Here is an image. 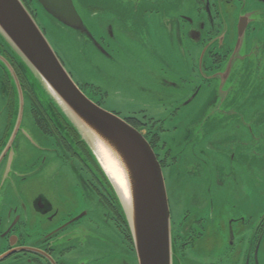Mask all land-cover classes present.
<instances>
[{
	"label": "flooded vegetation",
	"instance_id": "af4514ba",
	"mask_svg": "<svg viewBox=\"0 0 264 264\" xmlns=\"http://www.w3.org/2000/svg\"><path fill=\"white\" fill-rule=\"evenodd\" d=\"M185 1L189 10L175 12L172 0H78L77 4L73 0L88 33L67 27L104 60L132 59L133 51L147 52L155 57L160 53L169 54L167 47L178 36L185 51L188 50L186 54L197 62L191 70L197 83L194 96L175 110L159 107L134 111L125 109L127 107L121 100H117L119 109H108L145 132L162 166L166 184L178 160L168 147L167 138L179 133V122L183 119L177 117L179 109L190 104L201 89L213 93L209 105L215 104L214 98L216 100L221 94V103L225 106H241L240 110L232 112L235 114L234 127L238 131L249 132L250 126L256 122L264 123V87L260 89L254 85L264 82V0ZM23 2L37 20L35 5L40 6L37 0ZM80 7L90 18L99 19L98 26H103L101 32L89 26ZM128 16L133 19L131 23ZM253 58L257 61L255 64ZM162 61V68L152 70L160 76L169 75L173 65L167 57ZM235 65H240L238 73H234ZM254 65L255 68L251 69ZM91 66L98 68L94 63ZM253 74L258 77H252ZM15 79L19 86L14 83ZM238 81H241L239 87L245 91L236 100L238 84L229 82ZM80 83L79 87L86 88L89 98L99 106L111 103L115 92H108L91 79ZM168 83L171 87L176 86L173 82ZM163 92L170 98L169 90ZM0 102V264L9 260L6 264H139L130 231L109 181L77 132L55 106L51 103L44 105L36 98L19 65L1 43ZM28 120L33 121L43 135L52 137L53 142L51 147L44 149L45 161L39 172L33 175L22 172L16 165L23 159L21 156H25V135L19 139L18 136ZM61 163L76 176L85 198L103 210L101 217L94 215L98 210L96 207L70 213L68 207L77 203L68 187L64 191L67 194L65 201L59 197V189L53 198L36 191L30 195L25 193V184L38 178L43 168L54 166L56 170L59 165L62 169ZM10 176L11 181L8 180ZM175 176L179 177V173ZM213 178L212 172L206 176L210 195L190 196L180 223L175 227L172 222L176 252L180 253L185 264H193L195 259L207 264V256L223 248L216 241L215 248L210 240L206 241L209 229L211 236H216L220 230L217 227V232L214 231L209 224L211 209L215 206L211 190L213 187L217 189V183L221 184ZM167 191L171 209L172 194ZM30 218L37 225L36 232L27 225ZM244 223V218L229 219L231 238L225 247L231 248L234 244V225ZM256 238L264 239V215ZM259 248V244L252 247L244 264H259ZM197 252L196 257L194 253Z\"/></svg>",
	"mask_w": 264,
	"mask_h": 264
},
{
	"label": "rangeland",
	"instance_id": "374dc122",
	"mask_svg": "<svg viewBox=\"0 0 264 264\" xmlns=\"http://www.w3.org/2000/svg\"><path fill=\"white\" fill-rule=\"evenodd\" d=\"M74 2L77 4L78 0H74ZM172 4L175 12L178 9L189 10L185 0H172ZM35 9H37L36 21L38 25L74 81L81 84L80 82L83 83L84 79L86 81L91 79L105 87L108 92H115L111 103L103 107L104 109H119L117 100H121L123 106L127 107L125 109L134 111L152 110L159 107H163L165 110H172V108L175 110L185 100L194 96L197 83L191 70L197 62H194L186 54L188 50L185 51V45L178 36L174 37L167 47L170 50L169 54L160 53L155 57L147 52H142L146 53L143 55L141 52L133 51L134 58L132 59L117 57L115 61L104 60L101 55L86 45L82 38L50 17L37 4ZM79 9L89 26L101 32L103 26H98L97 20L99 19L90 18L82 10V7ZM130 18L129 22L131 23L133 19ZM165 57L173 65V71L169 75H157L158 73L152 69L162 68V58ZM253 62L255 64L257 61L253 58ZM93 63L98 68L92 67ZM254 68L255 65L251 69ZM233 69L234 73H238L240 65H235ZM21 70L33 94L45 105L46 96L38 80L31 73ZM257 75L253 74L252 77L257 78ZM16 80L14 83L19 86ZM168 82H173L176 86L171 87ZM240 82H229V84H238L235 89L236 100L245 91L239 87ZM260 83L254 85L260 86L261 89L264 87V82L262 85ZM81 87L86 95H90L86 88ZM17 89L20 92L21 88ZM165 89L169 90L170 98L163 92ZM212 96V92L201 89L190 104L181 106L177 115L179 119L183 118L179 122V133L167 138L172 154L178 157L166 184L173 199L170 209L171 221L177 227L183 218V212L189 203L190 196L201 198L205 194L210 195L206 176L212 172L214 181L218 179L221 184L217 183V189L213 187L211 190L215 206L211 209L212 215L210 216L212 217L209 219V224L214 231L217 232V227L220 230L216 236H211L209 229L206 241L210 240L214 248L217 245H221L223 248L220 252L213 251L211 256H207L209 258L207 264H244L252 253V247H255L256 244L260 246L259 264H264V239L256 238L258 225L264 215V123L257 124L256 122L250 126L249 132L238 131L234 127L233 117L235 114L232 112L240 110L241 106H225L221 103V94L216 100L214 98L215 104L209 105ZM160 101L163 102L160 103ZM26 122L18 136L19 139L25 135V156L22 155L23 159L16 165L22 172L33 175L39 172V167L45 161L44 149L51 147L53 142L52 137L43 135L33 121ZM46 160H49V155H46ZM61 166L62 169L57 165L56 170L54 166L43 168L44 171L38 178L25 184L23 187L25 193L30 195L36 191L53 198L59 189V197L61 196L65 201L67 194L64 191L68 187L77 203L76 206L68 207L70 213L96 207L98 210L94 215L101 217L103 210L85 198L76 176L66 165L61 163ZM57 170L59 171L57 172ZM217 170H221L219 175ZM178 173L179 177L175 176ZM11 178L10 176L8 180L11 181ZM234 218H244L245 223L239 226L234 225V244L231 248H227L225 245L231 238L229 219ZM32 220L30 218V223L27 225L30 230H35L37 225ZM215 241L217 245H215ZM197 255L198 252L194 253V256L197 257ZM177 256V264H185L180 253ZM198 263L196 259L193 262V264Z\"/></svg>",
	"mask_w": 264,
	"mask_h": 264
},
{
	"label": "water",
	"instance_id": "95a60500",
	"mask_svg": "<svg viewBox=\"0 0 264 264\" xmlns=\"http://www.w3.org/2000/svg\"><path fill=\"white\" fill-rule=\"evenodd\" d=\"M37 2L65 27L88 33L73 0ZM0 43L21 69L38 80L46 103L53 104L77 132L104 173L125 218L139 264H177L166 181L145 132L82 91L23 0H0ZM100 151L105 153L103 161ZM112 163L124 175L122 186L115 179Z\"/></svg>",
	"mask_w": 264,
	"mask_h": 264
},
{
	"label": "bare ground",
	"instance_id": "6f19581e",
	"mask_svg": "<svg viewBox=\"0 0 264 264\" xmlns=\"http://www.w3.org/2000/svg\"><path fill=\"white\" fill-rule=\"evenodd\" d=\"M104 155H105V153L104 152H99V154H98V156H99V158L101 159V161H103V157H104ZM113 167V174H114V176H115V179L118 181V183L119 184H121V186L122 185H124L125 184V178H123L124 177V175H121L120 174V171L118 172V170H117V168L115 167V165H114V163H112V166H111V168Z\"/></svg>",
	"mask_w": 264,
	"mask_h": 264
},
{
	"label": "trees",
	"instance_id": "16d2710c",
	"mask_svg": "<svg viewBox=\"0 0 264 264\" xmlns=\"http://www.w3.org/2000/svg\"><path fill=\"white\" fill-rule=\"evenodd\" d=\"M87 147V146H86ZM88 149V148H87ZM89 151V150H88ZM89 154H90V152H89ZM91 155V154H90ZM91 157H92V155H91ZM93 158V157H92ZM94 160V159H93ZM95 161V160H94ZM96 163V162H95ZM97 164V163H96Z\"/></svg>",
	"mask_w": 264,
	"mask_h": 264
}]
</instances>
